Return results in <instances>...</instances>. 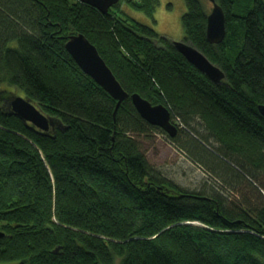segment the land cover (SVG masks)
Returning a JSON list of instances; mask_svg holds the SVG:
<instances>
[{"label": "trees", "instance_id": "1", "mask_svg": "<svg viewBox=\"0 0 264 264\" xmlns=\"http://www.w3.org/2000/svg\"><path fill=\"white\" fill-rule=\"evenodd\" d=\"M215 1L220 43L206 40L201 0H184L181 24L220 82L121 9L152 16L157 0L106 13L79 0H0V264H264V0ZM78 33L127 92L117 108L65 50ZM12 93L53 128L10 113ZM132 93L163 104L175 136L142 119ZM150 133L228 185L186 191L158 177L136 140Z\"/></svg>", "mask_w": 264, "mask_h": 264}, {"label": "water", "instance_id": "2", "mask_svg": "<svg viewBox=\"0 0 264 264\" xmlns=\"http://www.w3.org/2000/svg\"><path fill=\"white\" fill-rule=\"evenodd\" d=\"M79 1L91 5L101 13H106L109 8L115 6L120 0ZM209 1L212 3V7L206 15L205 37L209 43L218 44L225 35L224 12L215 0ZM172 45L187 62L210 80L220 82L224 78L222 70L214 65L196 47L184 40L172 41ZM64 47L77 66L116 100L115 108H117L128 94L100 56L95 45L83 34L78 33L68 35ZM130 100L142 119L160 128L167 136H175L177 127L171 122L170 113L163 104L153 105L137 93H132ZM5 103L10 113L24 122L32 124L40 131L46 132L53 128L55 124L52 118L43 115L29 99L21 95L13 94L8 100H5ZM258 111L264 117V105H258ZM186 223L197 224V222ZM0 236H2V233H0Z\"/></svg>", "mask_w": 264, "mask_h": 264}, {"label": "rangeland", "instance_id": "3", "mask_svg": "<svg viewBox=\"0 0 264 264\" xmlns=\"http://www.w3.org/2000/svg\"><path fill=\"white\" fill-rule=\"evenodd\" d=\"M201 1L206 12L209 13L212 3L209 0ZM121 9L126 15L139 23L152 27L157 34L171 42L183 40L181 18L185 12L184 0H157L152 16H148L142 11L133 10L125 5ZM16 93L18 94L17 91ZM178 126L180 127V125ZM198 131L203 135H207L200 126H198ZM136 140L156 175L170 181L179 189L197 192L211 188L213 185L218 186L219 190L228 185L221 178L223 174L219 176L212 172L210 174L200 166L192 163L182 153L176 151L169 144L166 135L150 133L148 136L136 137ZM208 143L216 145L211 138H209ZM222 190L229 201L231 197L236 198L237 201L241 200L238 197L239 195L235 194L236 192H229L227 189ZM119 261L120 258L116 257L113 264H119Z\"/></svg>", "mask_w": 264, "mask_h": 264}, {"label": "clouds", "instance_id": "4", "mask_svg": "<svg viewBox=\"0 0 264 264\" xmlns=\"http://www.w3.org/2000/svg\"><path fill=\"white\" fill-rule=\"evenodd\" d=\"M175 125V124H174Z\"/></svg>", "mask_w": 264, "mask_h": 264}]
</instances>
